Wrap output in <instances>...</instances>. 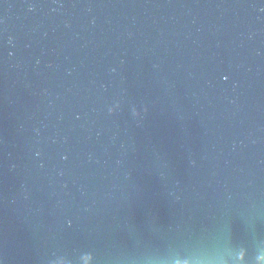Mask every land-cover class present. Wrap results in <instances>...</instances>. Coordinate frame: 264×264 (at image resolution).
<instances>
[{"label": "water", "instance_id": "water-1", "mask_svg": "<svg viewBox=\"0 0 264 264\" xmlns=\"http://www.w3.org/2000/svg\"><path fill=\"white\" fill-rule=\"evenodd\" d=\"M0 264H264V0H0Z\"/></svg>", "mask_w": 264, "mask_h": 264}]
</instances>
